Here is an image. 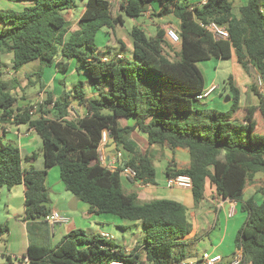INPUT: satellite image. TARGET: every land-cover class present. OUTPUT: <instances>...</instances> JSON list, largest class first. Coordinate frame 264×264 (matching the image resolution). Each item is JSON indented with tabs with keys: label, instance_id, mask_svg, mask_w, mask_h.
<instances>
[{
	"label": "trees",
	"instance_id": "obj_1",
	"mask_svg": "<svg viewBox=\"0 0 264 264\" xmlns=\"http://www.w3.org/2000/svg\"><path fill=\"white\" fill-rule=\"evenodd\" d=\"M21 1L30 5L19 12L0 8V52L13 55L14 71L35 61L42 67L56 66L66 71L69 61L75 59L77 70L88 75L98 92V97L90 98L80 81L57 98L48 92L46 100L34 109L31 105L18 107L13 89L0 81V124L28 125L43 145L45 169H25L23 164L36 161L37 154L23 158L20 149L4 143L0 135V189L25 186V218L47 214L49 193L45 182L48 171L58 167L66 190L89 205L91 214L142 222L141 247L148 263L184 261L190 257L186 241L192 229L188 208L169 199L141 203L136 193L124 190L121 179L122 170L130 168L137 182L157 185L150 148L183 149L189 153L190 167L179 171L168 167L166 176L192 179L195 206L205 199L209 181L220 198L240 202L247 214L236 236L237 251L232 262L221 264H232L239 251V264H264V200L260 204L252 198L243 200L255 177L264 175V126L254 119L259 112L264 121V0H248L240 8L239 19L233 14L231 0H206L199 6H192L189 0H120V10L128 18L144 16L148 7L157 2V17L172 15L179 20L175 30L180 49L173 51L174 59L169 54L174 49L163 29L149 36L142 28L134 27L130 33L133 59L124 63L102 62L103 54H110L111 49L107 46L108 51L102 53L96 44L99 32L110 34L124 25L122 14L113 15L110 0H86L80 28L71 33L64 13L73 9L77 0ZM211 23L225 27L229 39L218 40L203 28ZM233 54L252 76L251 92L258 100L257 105L246 110L245 123L234 116L241 109V90L233 85L232 77L224 85L232 101L228 111H205L193 104L205 91L198 63L230 60ZM59 58L65 63L58 62ZM251 69L256 70L255 75ZM151 76L158 79L155 89L151 87ZM41 79L42 73L27 77L33 86L39 82L43 92ZM141 81L146 90H141ZM75 101L86 108L87 114L69 121ZM120 120L131 121L132 125L121 126ZM104 131L117 149L130 156L116 171L100 162ZM135 131L146 135L145 153L131 137ZM3 231L0 228V234ZM140 250L125 254L101 235L75 230L52 249L31 242L28 256L30 264H111L118 260L141 264Z\"/></svg>",
	"mask_w": 264,
	"mask_h": 264
},
{
	"label": "crops",
	"instance_id": "obj_2",
	"mask_svg": "<svg viewBox=\"0 0 264 264\" xmlns=\"http://www.w3.org/2000/svg\"><path fill=\"white\" fill-rule=\"evenodd\" d=\"M195 1H198V6L206 2V0H193V3L190 4L192 6L196 5L194 4ZM10 2L21 5L19 6L21 9H24L30 5L29 2L21 0H0V8L6 9V7L10 5ZM110 2L112 5L113 15L118 16L122 14L125 24V15L120 10L121 1L110 0ZM233 2V14L235 18L239 19L240 8L246 6L248 4V0H234ZM84 5H86V3ZM115 8L116 10H114ZM159 10V3L153 2L148 7L147 12L144 14V16L148 19V23L144 26H140V28H142L149 36H155L158 29H163L165 31V28L169 25L176 29L178 28V26H175L172 22H157L156 20L161 18L156 16ZM82 15L78 18V20H76L77 16L72 17L69 21L67 20L70 23V33L75 32L80 28V19ZM119 27L121 26H117L116 29L110 34H106V31L99 32L96 36V40L97 37L101 35L105 38L106 43L109 42L108 47L113 49V35L116 34L117 36L116 30ZM128 37L131 47L127 48L125 52H122L123 55L121 53V56L123 57V60L128 59L127 61H131L133 59V39H130V34H128ZM120 43L124 48L126 47L121 42V40ZM105 49V51H108L107 47ZM179 49L180 47L174 51L178 52ZM10 55L13 56L12 54ZM225 61H230L232 63L231 74L229 75L228 79L232 77L233 85L241 90V109L234 116L241 123H245L243 117L246 113V110L258 104L257 97L251 92L253 78L241 67L235 54H233L230 60ZM58 62L65 63V61H63L61 58L58 59ZM76 65V62L74 63V61L71 60L69 62L70 68L66 71H62L58 67L53 66L52 68H55L57 73H64L65 77L59 80L56 77L50 79L49 83H52V85L49 83H44L42 78V83L45 86L43 92H50V89L54 87L58 91L54 97L57 98L59 95H61L67 86L66 75L72 68V73L77 72V74L80 75V81L84 83L85 90L88 91V89H90V92L87 93L88 96L90 98L98 97V92L89 82L88 75L84 73L83 70H80L82 73L77 70ZM251 73L255 75L256 70L251 69ZM77 74L75 73L73 77H75ZM31 75L28 74V76ZM204 78L206 79L207 76ZM75 85L76 84H72L71 90ZM214 85L217 86L218 89L208 98H210L213 94H216L220 87L217 85V81L211 80L209 85L207 84V80L205 81V91ZM218 94L219 95L213 97L211 101L213 104L212 109L228 111L232 105L229 91L224 90L223 87V91ZM220 98H224V101L222 102ZM26 106H28V104L19 107ZM86 114V108L75 101L71 106V115L67 118V120L71 121L82 118ZM254 119L258 124L264 126V121L262 120L261 114L259 112L255 114ZM119 124L121 126H128L132 125V122L120 120ZM0 135H3L4 139H6L7 135L12 136V139L9 141H3L4 143L11 145H13L12 143H15L16 145L13 146H16L20 149L23 158L30 156L39 150L42 152L43 145L40 137L37 135L35 130L30 128L28 125L16 126L13 124H0ZM131 137L138 144L139 148L140 146L142 147V144L146 145V148H143L141 151L142 153H145L148 149L146 135L140 133L139 131H135ZM151 151H153L151 155L154 161L165 160V164L168 167H173V171H179L190 167L191 160L189 153L183 149H176L173 151L166 147L153 146L150 148V152ZM103 153L108 163L117 161L119 167L123 165V162L127 161L130 157L129 154L123 149H117V146H115L110 139H108L107 143L105 144ZM41 154L42 160L37 158L36 161H32L31 163L25 162L23 164L24 168L29 169L33 166L37 170H44L45 162L43 153ZM168 167L165 169V171L163 170V174L166 175ZM261 174L262 173L258 174L260 177H258V175L255 177L254 184H251L246 188L243 196L244 201L252 198L257 202L258 195L261 196L262 201L264 200V193L262 191V189H264V177H261ZM262 176L264 175L262 174ZM168 178L169 177H167V180L165 181L166 186L160 187L158 185L139 184L133 179L125 177L121 173L124 190L129 194L136 193L138 200L141 203H147L157 199H169L178 201L188 208V216L192 225V229L191 233L186 237V241L188 242V251L190 253V257L186 260H193L196 262L200 261L205 255H221L223 257L222 263L232 262L233 256L237 251L235 242L237 233L247 218V214L241 209V203L220 198L208 181L206 185L205 199L198 206H195L192 190L170 188L168 186ZM45 186L49 193V201L45 204V210L47 214L37 215L28 219L25 218V186L19 185L13 189H0V228L4 230L3 233L0 234V264H30L28 249L31 242H35L52 249L59 245L64 237L75 230H84L86 233H89L90 236L108 235L109 240L113 242V235L109 234V230L106 229L107 225H109L113 219H109V217H105L103 214H91L89 212V205L80 200L74 203L73 200L75 196L66 190L61 179L60 169L58 167H54L48 171ZM246 192H248L247 196ZM233 209H235V214L234 216L229 217V213ZM52 212L60 213L63 217L69 219V222L66 224L52 225L48 220ZM113 223L116 222L113 221ZM4 227L7 228L4 229ZM142 241V239L138 240L137 238H132L129 242H127V244L124 245L123 248L120 249L123 251V253L129 254L136 248H140L141 264H150L146 261L145 251L141 247Z\"/></svg>",
	"mask_w": 264,
	"mask_h": 264
},
{
	"label": "rangeland",
	"instance_id": "obj_3",
	"mask_svg": "<svg viewBox=\"0 0 264 264\" xmlns=\"http://www.w3.org/2000/svg\"><path fill=\"white\" fill-rule=\"evenodd\" d=\"M231 1H234V0H231ZM83 3L85 4L86 1L77 0L75 3V7L64 13L65 18L69 21L72 17L77 16L76 20H78V18L82 15L86 7V5H84ZM189 3L192 4L193 0H190ZM9 4H10L9 6L6 5L8 7H6L5 10H13V11H18V12L23 10V8L22 9L19 8V6L21 5H18L17 3L10 2ZM194 4L198 5V1H195ZM114 10H116V8ZM156 21L159 23L172 22L175 26L176 25L179 26V20L175 18L174 16H166V17L158 18ZM147 23H148V19L145 16H141L140 18H137V19H131L125 16V24L116 30L117 36L116 34L113 35L112 41H113L114 47L113 49H111V53L103 54V55L107 57L121 55L122 52H125L127 48L131 47L128 34L131 33L132 29L134 27L144 26ZM69 26H70V23H69ZM169 27L175 30V28L170 25L167 26L165 30ZM120 40L126 46L125 48L121 45ZM96 44L98 45L99 50L102 53L103 51L105 53L106 52L105 48L108 46L109 42L106 43L105 38L99 35L97 37ZM170 45L173 47L174 50H176L179 48L180 43L179 44L170 43ZM174 50H171V52L169 51L172 59L175 58V54L173 52ZM12 58L13 56H11L10 54L0 53V61H1L0 81L6 83L8 86H10L11 89H13L14 94L18 98L19 106L28 104V105L34 106V109H35V106L37 104H41L47 98L48 92L40 91L41 84L39 82H36L34 86L28 83V80H27L28 74L31 75V74H36V73H42V78H43L44 83H49L50 82L49 80L54 77L58 78V80L63 79V77H65L64 73H57L55 71V68L42 67L38 61L29 63L23 66L22 68H20L18 72H15L12 66V61H11ZM127 60L128 59H124L122 63H124ZM72 61H74V63L76 62L75 59ZM231 65L232 63L230 61L217 60V59H212L209 61L198 63V68L202 71L204 77L207 76L206 79L204 78L205 81L207 80V84L209 85V83H211V80L217 81V85H219L220 89L216 94H213L210 98L193 102L195 108L205 110V111L212 110L213 104L211 103V101L213 97L219 95L218 93L223 91L225 82L228 80V77L231 74V69H232ZM71 69H70V72H68L66 75L67 76L66 78L67 86H66L65 91L71 90L72 84H77L81 80V77L80 75L77 74V72H75L77 75L73 77L75 73H72ZM33 80L36 81V76L33 77ZM150 80H151V87L155 89L156 88L155 86L158 85L157 77L151 76ZM49 84L52 85V83H49ZM140 87H141V90L147 89L143 81L140 82ZM86 92L89 93L90 89H88V91L86 90ZM50 93L56 95L58 91L53 87L50 89ZM220 99L222 102L224 101V98L223 99L220 98ZM140 108H141V111H143L144 109L143 103H141ZM35 116H36V113H35ZM10 139H12V136L7 135L6 139L4 140L5 142H7V140L9 141ZM12 144L16 145L15 143H12ZM143 148H146V145L142 144V147L140 146L139 150L142 151ZM152 152L153 151H151V154ZM41 153H42L41 150L36 152L37 158H40L42 160ZM165 163H166L165 160L154 161V164L157 170L156 171V182H157V185L160 187L166 186L165 181L167 180V177L165 174L162 173L163 170L165 171V169L168 167ZM258 177H260V175H258ZM261 177H264V176H262L261 174ZM247 194L248 192H246V196ZM257 202L259 204L262 202L260 195L257 196ZM103 216L109 217V219H113L112 222L109 225H107L106 229L109 230V234L113 235L112 240L115 244L118 245L119 248H123L124 245L127 244V242H129L132 238L134 239L137 238L138 240H141V239L144 240V226L142 222H139V221L131 222V221L123 220L118 217L112 216L110 214H103ZM113 221H115L116 223H113ZM87 234L89 235V233Z\"/></svg>",
	"mask_w": 264,
	"mask_h": 264
},
{
	"label": "built area",
	"instance_id": "obj_4",
	"mask_svg": "<svg viewBox=\"0 0 264 264\" xmlns=\"http://www.w3.org/2000/svg\"><path fill=\"white\" fill-rule=\"evenodd\" d=\"M203 28L205 30H207L209 33H211L216 39L218 40H227L229 39V32L228 30L223 27L220 26L216 23H211L209 25H203ZM166 33V38L169 40V42L171 44H179L180 43V39H179V35L177 34V32L169 27L165 30ZM110 61H123V57L121 55H116V56H111V57H107V56H103L102 57V62L104 63H109ZM261 86V83H259ZM218 89L217 86H212L210 87L208 90L204 91L201 95H199L197 97L198 100H204L206 98H208L212 93H214L216 90ZM37 106V105H36ZM35 106V109H37V107ZM109 139V135L107 131H104L102 134V140H101V144L99 147V156H100V162L101 165L111 171H116L119 168V165L117 163V161L108 163L106 160V157L103 153V149L105 144L107 143ZM125 177L127 178H131L134 181H136V173L130 169V168H124L121 172ZM137 182V181H136ZM139 183V182H137ZM142 184V183H139ZM168 186L170 188H182V189H191L193 187V183H192V179L189 176H177V177H171L168 178ZM235 214V209L231 210V212L229 213V217L234 216ZM49 222L53 225V224H66L69 222V219H67L66 217H63L60 213L58 212H52L50 217H49ZM105 239L109 240V236L108 235H104L103 236ZM242 259V253L241 251H239L235 257V259L233 260L232 264H239V262ZM223 261V257L221 255H205L202 257V259L200 261H189V260H184L181 262H176L174 264H221ZM111 264H124L122 261H113L111 262Z\"/></svg>",
	"mask_w": 264,
	"mask_h": 264
},
{
	"label": "water",
	"instance_id": "obj_5",
	"mask_svg": "<svg viewBox=\"0 0 264 264\" xmlns=\"http://www.w3.org/2000/svg\"><path fill=\"white\" fill-rule=\"evenodd\" d=\"M79 199L77 197L74 198L73 202L76 203Z\"/></svg>",
	"mask_w": 264,
	"mask_h": 264
}]
</instances>
